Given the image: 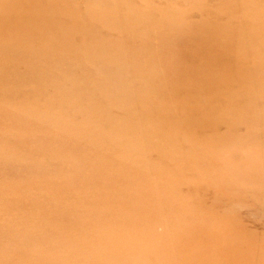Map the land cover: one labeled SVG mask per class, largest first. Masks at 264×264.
<instances>
[{"label": "rangeland", "instance_id": "1", "mask_svg": "<svg viewBox=\"0 0 264 264\" xmlns=\"http://www.w3.org/2000/svg\"><path fill=\"white\" fill-rule=\"evenodd\" d=\"M0 264H264V0H0Z\"/></svg>", "mask_w": 264, "mask_h": 264}]
</instances>
